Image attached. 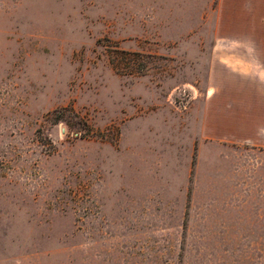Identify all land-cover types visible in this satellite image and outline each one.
Segmentation results:
<instances>
[{
  "label": "rangeland",
  "instance_id": "obj_1",
  "mask_svg": "<svg viewBox=\"0 0 264 264\" xmlns=\"http://www.w3.org/2000/svg\"><path fill=\"white\" fill-rule=\"evenodd\" d=\"M242 39L264 0H0V264H264Z\"/></svg>",
  "mask_w": 264,
  "mask_h": 264
},
{
  "label": "crops",
  "instance_id": "obj_2",
  "mask_svg": "<svg viewBox=\"0 0 264 264\" xmlns=\"http://www.w3.org/2000/svg\"><path fill=\"white\" fill-rule=\"evenodd\" d=\"M212 61L220 63H251V64H264V41H254L249 39H242L237 41L225 42L222 41L220 44L216 43L213 48ZM248 72H254V70L263 72L264 66L256 68L250 67L246 68ZM231 94L243 96V94L248 95L249 87L248 86H233ZM222 93V92H221ZM250 98L247 100L243 98H236L233 100L235 106H237V112L239 117L236 120V136L238 140H252L263 139L264 134H258L263 130L264 125H253L248 126L245 122V117L249 115L248 111L251 108V105L255 106V101L258 104H262L263 100L261 97H255V93H252ZM216 100V99H215ZM213 103V100L210 102ZM249 138V139H247Z\"/></svg>",
  "mask_w": 264,
  "mask_h": 264
}]
</instances>
